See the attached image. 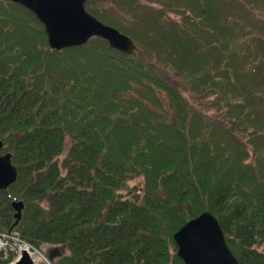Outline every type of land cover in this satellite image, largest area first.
Segmentation results:
<instances>
[{"label":"trees","instance_id":"obj_1","mask_svg":"<svg viewBox=\"0 0 264 264\" xmlns=\"http://www.w3.org/2000/svg\"><path fill=\"white\" fill-rule=\"evenodd\" d=\"M85 8L136 50H53L32 12L0 0L1 153L18 172L0 232L66 244L57 264H184L173 234L209 211L240 264H264V0Z\"/></svg>","mask_w":264,"mask_h":264},{"label":"water","instance_id":"obj_2","mask_svg":"<svg viewBox=\"0 0 264 264\" xmlns=\"http://www.w3.org/2000/svg\"><path fill=\"white\" fill-rule=\"evenodd\" d=\"M32 12L43 24L47 43L53 50L80 46L91 38L106 40L110 47L124 54L136 50L132 39L112 26L106 25L85 9L86 0H11ZM0 140V190L8 193L17 179V168L10 153H1ZM14 223L21 219L23 203L12 201ZM177 254L184 264H240L227 245L217 218L209 211L187 221L174 234ZM17 256L7 264H57L69 256L66 244H43L40 253L17 245Z\"/></svg>","mask_w":264,"mask_h":264},{"label":"built area","instance_id":"obj_3","mask_svg":"<svg viewBox=\"0 0 264 264\" xmlns=\"http://www.w3.org/2000/svg\"><path fill=\"white\" fill-rule=\"evenodd\" d=\"M16 244H22L26 248L33 249L28 244L21 241L18 233L16 232L0 233V252L3 254L5 259L9 258L10 255H15L17 253Z\"/></svg>","mask_w":264,"mask_h":264},{"label":"rangeland","instance_id":"obj_4","mask_svg":"<svg viewBox=\"0 0 264 264\" xmlns=\"http://www.w3.org/2000/svg\"><path fill=\"white\" fill-rule=\"evenodd\" d=\"M174 76V78L177 80V81H179V79H178V77H176L175 75H173ZM67 147H68V141H66V144H65V149H67ZM142 184V179L141 178H135L134 180H131L130 182H129V185L130 186H132V185H138V186H140ZM40 247H42V245L40 246ZM39 250H40V248H39Z\"/></svg>","mask_w":264,"mask_h":264}]
</instances>
